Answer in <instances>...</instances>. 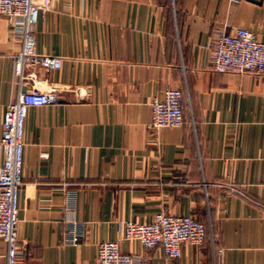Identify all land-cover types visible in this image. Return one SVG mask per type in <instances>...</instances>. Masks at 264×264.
Returning <instances> with one entry per match:
<instances>
[{"label":"crops","instance_id":"crops-1","mask_svg":"<svg viewBox=\"0 0 264 264\" xmlns=\"http://www.w3.org/2000/svg\"><path fill=\"white\" fill-rule=\"evenodd\" d=\"M236 28L264 42V0H54L34 38L61 67L26 68L19 82L21 42L0 16V135L20 95L54 87L58 99L25 120L24 264H94L104 241L146 264H264V75L210 67L208 44ZM168 89L182 95L184 125L152 133L150 104ZM158 213L194 217L205 242L170 260L122 241L124 223Z\"/></svg>","mask_w":264,"mask_h":264},{"label":"built area","instance_id":"built-area-1","mask_svg":"<svg viewBox=\"0 0 264 264\" xmlns=\"http://www.w3.org/2000/svg\"><path fill=\"white\" fill-rule=\"evenodd\" d=\"M54 0H0V16L7 19L14 36L20 39V49L13 58L14 74L22 82L26 68L58 70L61 58L36 52L34 25L39 12H46ZM210 67L218 73L264 75V42L247 29L236 28L232 33L216 35L208 44ZM57 89L32 88L8 104L3 116L0 135V239L6 243V264H24L28 254L18 241V194L22 185L24 129L28 109L57 102ZM148 130L179 129L185 118L182 95L176 89L164 92L162 100L150 104ZM206 240L204 224L189 215L156 214L147 223L126 222L122 241L138 244L144 251L159 247L164 256L177 260L184 243L199 247ZM67 244L80 245L79 235L71 234ZM222 254V250H219ZM94 264H146L140 254H126L117 241L98 245Z\"/></svg>","mask_w":264,"mask_h":264}]
</instances>
